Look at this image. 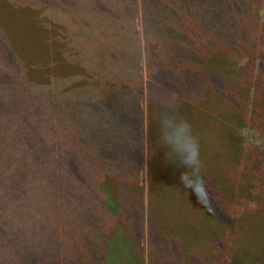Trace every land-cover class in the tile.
<instances>
[{"label":"trees","instance_id":"1","mask_svg":"<svg viewBox=\"0 0 264 264\" xmlns=\"http://www.w3.org/2000/svg\"><path fill=\"white\" fill-rule=\"evenodd\" d=\"M3 1L27 11L40 31V48H26L28 58L18 49L15 52L24 60L26 73V79L16 78L18 97L27 101L29 113L40 119L37 125H63L76 145L83 139L85 125L72 118L81 114L84 119L86 113L96 118L104 108L106 122L111 125L105 132L118 139L115 152L126 155L118 186L119 197L128 205L127 214L118 215L107 205L110 191L101 185L97 206L101 208L102 203L103 212L110 217L100 211L101 230L88 227V231H80L78 224L85 226L84 216L77 223L70 214L62 215L65 235L75 229L71 235L81 252L87 249V256L84 252L77 264H104V260L105 264H227L228 253L232 264H264V188L263 194L254 189L257 183L264 187L262 149L247 153L236 139L237 128H248L264 137V25L260 30L258 0H88V5L84 0ZM136 17L142 20L145 42V92L124 85L125 78L139 74ZM56 18L62 23L57 24ZM79 19H87L92 25L123 22L124 34L84 26ZM78 36L84 37L88 46L80 52L70 47L67 55L66 41L72 44ZM49 40L54 43L52 47ZM92 73L98 84H82ZM169 93L183 98L180 115L193 124L200 137L203 173L211 189L203 205L181 184L183 169L163 163L154 114L161 107L160 97ZM5 99L0 89V117L25 115L22 107L7 105ZM147 150L146 187L140 196L133 195L126 190L134 191L131 183H139ZM141 196L146 198L147 210L139 206ZM135 207L140 214L138 222L133 219ZM111 220L115 223L112 229ZM162 223L182 229L203 227L210 232L213 256L206 260L194 251L183 253V242L172 230H161ZM69 226L74 228L71 232ZM106 229L108 237L116 234L109 239L104 234ZM53 230L58 237V227ZM231 232L238 235L237 250H229L228 245H237ZM96 235L103 243L89 251ZM144 239L146 248H138ZM112 243L121 245V253L113 251ZM69 258L61 262L68 264Z\"/></svg>","mask_w":264,"mask_h":264},{"label":"rangeland","instance_id":"2","mask_svg":"<svg viewBox=\"0 0 264 264\" xmlns=\"http://www.w3.org/2000/svg\"><path fill=\"white\" fill-rule=\"evenodd\" d=\"M84 3L88 5L89 1L84 0ZM258 3L260 4V30H262L264 25V0H261V2L258 0ZM140 17H136L134 22L138 43L137 50L141 54V59L138 62L139 74L134 76L131 73L129 79H124V85L127 88L137 86L145 92L147 59ZM79 20L85 24L84 26L92 25L87 19ZM55 22L60 24L62 20L57 21L56 18ZM122 23L103 22L100 24L95 23L92 26L100 27L99 29H105L107 32L120 30L122 36L125 28ZM78 37L73 40L72 44L66 41L68 44V48L65 47L66 54L71 52L70 47L80 52V49L82 50V48L88 46V42L84 37L81 36L79 39ZM126 37L130 38V35ZM40 38V31L27 11L17 8L16 3L12 2L9 6L3 0H0V89L4 93L6 98L4 102L7 105L12 103L11 105L18 107V109L22 107L25 113L24 116L21 115L22 112L10 117H0V264H64V261L61 262V260H65L66 257H70L67 259L68 264H77L84 252L87 256V249L84 247L81 252V246H78L77 239L71 235L75 230L72 226H69V231L71 232V228L74 230L70 234L68 233L67 236L65 235L62 215L70 214L69 218H74L77 223H79V218L83 219L82 216H84L83 224L87 228H84V226L82 227L84 229H82V224L79 223L78 229L80 231H88L89 228L101 230L99 228L102 226L101 218L103 216L101 217L100 211L103 212V205L101 203V208L97 206V202L101 198L99 190L101 185H106L108 191H110L107 205L115 209L119 213L118 215L128 213V205L119 197L121 190L118 186L126 155L115 152L117 151L116 140L118 139L112 137L111 132H105L107 127L111 128V125L106 122L108 116L105 118L104 108L100 110L96 118L92 116V113H86L84 119L81 114L72 118L75 123L85 125L82 126L83 139L74 145L72 133L66 130L63 131V125L56 126L54 122L55 127L52 124L37 125L41 123L40 119L29 113L30 107L27 101L19 99L16 78L24 77L26 73L24 72V60L16 56V49L21 55L28 58L26 48L31 50L40 48ZM49 43H51V47L54 45L50 40ZM59 44L63 46L61 42ZM13 47L14 49H12ZM155 51L156 47L154 53ZM72 55L74 56L73 53ZM152 57L154 58L153 55ZM83 61L81 64L86 66ZM87 79L88 82L83 81L82 84L87 83L86 86L98 84L94 73L87 76ZM143 100L144 97L142 102ZM142 107H145L144 104ZM23 117L26 119L23 120ZM236 131L239 136H236V139L240 145L243 143L247 153L251 149H262L261 166L264 167V137L248 128H242L239 131L237 128ZM146 132L144 124L143 139H145ZM109 144L110 146L112 144L114 151ZM147 158L148 150L145 156L146 164L138 173L139 183L132 184V182L130 187L134 191L128 189L126 192L131 191L133 195L144 192L143 188L146 187L148 174ZM247 169L244 168L243 171ZM236 173L240 174L238 167ZM7 174L11 175L7 177ZM263 188L261 183L254 186L255 191H260L262 194ZM257 194L262 196V194ZM102 197L104 202L105 198ZM85 204L86 206H84ZM139 206L147 210L146 198L142 199L141 196ZM78 209L85 212L81 214ZM136 210L135 207L133 210L134 222H138L140 219V214ZM237 212L239 213V210ZM103 214L110 218L106 211ZM121 216L117 219L119 220ZM55 219L56 222H54ZM146 221L143 210V231L145 232L144 235L147 236ZM54 226L58 227V237L53 230ZM90 226H97L98 228ZM114 226L115 223L113 224L111 220V229ZM160 226L161 230H172L176 237L183 242V253L194 251L206 260H210L213 256L214 247L211 243L212 240L210 241V232L203 227L182 229V226L174 227L167 223H162ZM108 231V229L104 230L107 237L109 236ZM113 235L108 238L110 239ZM237 236V234L231 232L230 237L233 241L236 240L237 245L234 247L228 245L229 250H237L239 245ZM102 243L103 239L96 235L92 239L91 248L89 247L88 250L90 251L94 245L99 247V244ZM146 246L147 240L144 239L139 242L138 248L142 249ZM111 247L113 251L115 249L117 254L121 253L120 244L114 245L112 243ZM231 257L228 253L226 257V259L229 258L227 264H232ZM189 263L187 262V264Z\"/></svg>","mask_w":264,"mask_h":264},{"label":"clouds","instance_id":"3","mask_svg":"<svg viewBox=\"0 0 264 264\" xmlns=\"http://www.w3.org/2000/svg\"><path fill=\"white\" fill-rule=\"evenodd\" d=\"M159 103L161 107L154 119L163 148V163L166 167L183 169L179 176L181 184L203 205L211 189L203 173L200 137L193 124L180 115L181 96L169 93L160 97ZM223 214L228 213L225 210Z\"/></svg>","mask_w":264,"mask_h":264}]
</instances>
